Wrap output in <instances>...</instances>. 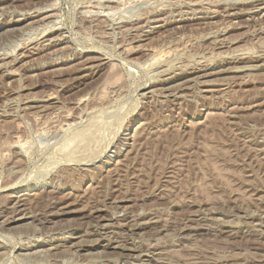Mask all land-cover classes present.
I'll use <instances>...</instances> for the list:
<instances>
[{"label":"rangeland","instance_id":"374dc122","mask_svg":"<svg viewBox=\"0 0 264 264\" xmlns=\"http://www.w3.org/2000/svg\"><path fill=\"white\" fill-rule=\"evenodd\" d=\"M0 57V264H264V0H0Z\"/></svg>","mask_w":264,"mask_h":264},{"label":"bare ground","instance_id":"6f19581e","mask_svg":"<svg viewBox=\"0 0 264 264\" xmlns=\"http://www.w3.org/2000/svg\"><path fill=\"white\" fill-rule=\"evenodd\" d=\"M107 1H108V0H107ZM233 1H234V0H233ZM194 2H195V1H194ZM90 3H91V2H90ZM43 6H44V5H43ZM98 6H99V5H98ZM46 8H47V7H46ZM51 10H52V9H51ZM169 10H170V9H169ZM34 11H35V10H34ZM102 11H104V10H102ZM30 12H31V11H30ZM38 12H39V14H40V9H38ZM35 13L37 14V12H35ZM35 13H34V14H35ZM87 13H88V12H87ZM106 13H107V12H106ZM211 13H212V12H211ZM34 14H33V15H34ZM43 14H44V13H43ZM93 14H94V13H93ZM45 15H46V14H45ZM50 15H51V14H49V16H50ZM52 15H53V14H52ZM39 17H41V16H39ZM46 17H47V16H46ZM87 17H88V16H87ZM41 18L44 19V17H41ZM41 18H40V19H41ZM40 19H39V20H40ZM46 19H47V18H46ZM47 20H48V19H47ZM40 21H41V20H40ZM40 21H39V22H40ZM48 21H49V20H48ZM99 21H100V20H99ZM53 22H54V21H53ZM42 23H44V22H42ZM42 23H41V24H42ZM30 24L32 25V22H31ZM44 24H45V23H44ZM28 25H29V23H28ZM36 25H38V24H36ZM46 26H47V25H46ZM90 27H91V26H90ZM45 28H47V27H45ZM55 29H56V28H55ZM135 29H136V28H135ZM39 31H40V30H39ZM40 32H41V31H40ZM134 36H135V35H134ZM35 39H36V38H35ZM49 41H50V40H49ZM34 44H35V43H34ZM20 47H21V46H20ZM170 51H171V50H170ZM156 52H157V51H156ZM11 53H12V51H11ZM45 54H46V53H45ZM125 55H126V54H125ZM155 55H156V54H155ZM230 55H231V54H230ZM22 56H23V55H22ZM167 56H168V55H167ZM239 56H240V55H239ZM212 57H213V56H212ZM0 58H1V57H0ZM161 59H162V58H161ZM13 60H15V59H13ZM53 60H54V59H53ZM84 60H85V59H84ZM156 60H157V59H156ZM154 61H155V60H154ZM1 62H2V61H1ZM90 63H91V62H90ZM100 63H101V62H100ZM100 63H99V64H100ZM99 64H98V65H99ZM144 64H145V63H144ZM167 64H168V63H167ZM98 65H97V66H98ZM5 66H6V65H5ZM88 66H89V65H88ZM90 66H91V64H90ZM110 66H111V65H110ZM151 66H152V65H151ZM92 67H93V66H92ZM95 67H96V66H95ZM96 68H98V67H96ZM144 69H145V68H144ZM109 70H110V69H109ZM2 71H3V70H2ZM91 71H92V70H91ZM11 72H12V71H11ZM108 72H109V71H108ZM108 72H107V73H108ZM217 72H218V71H217ZM9 73H10V72H9ZM6 74H7V73H6ZM149 75H150V74H149ZM204 75H205V74H204ZM117 77H118V76H117ZM188 80H189V79H188ZM106 82H107V81H106ZM117 84H118V83H117ZM112 85H113V84H112ZM113 86H114V85H113ZM127 86H128V85H127ZM176 86H177V85H176ZM9 100H10V99H9ZM157 101H158V100H157ZM150 102H151V101H150ZM48 107H49V106H48ZM104 108H105V107H104ZM117 115H118V114H117ZM98 116H99V115H98ZM11 123H12V122H11ZM96 123H97V122H96ZM95 130H96V129H95ZM81 137H82V136H81ZM83 137H84V136H83ZM70 139H71V138H70ZM80 140H82V139H80ZM80 140H79V141H80ZM71 142H72V141H71ZM69 143H70V142H69ZM72 143H73V142H72ZM66 144H67V143H66ZM66 144H63V145H66ZM19 145H20V144H19ZM14 146H16V145H14ZM60 146H61V145H60ZM70 146H71V144H70ZM55 148H56V147H55ZM20 150H21V149H20ZM62 150H63V149H62ZM24 151H25V150H24ZM57 151H58V150H57ZM60 151H61V150H60ZM80 155H81V154H80ZM99 157H100V156H99ZM76 160H77V159H76ZM14 166H15V165H14ZM71 167H72V166H71ZM32 178H33V177H32ZM18 181H19V180H18ZM9 183H10V182H9ZM18 183H19V182H18ZM13 186H14V185H13ZM15 186H16V184H15ZM0 190H1V189H0ZM89 232H90V231H89ZM35 251H36V250H35ZM43 254H44V253H43Z\"/></svg>","mask_w":264,"mask_h":264}]
</instances>
